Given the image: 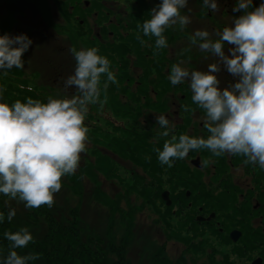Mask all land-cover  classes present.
<instances>
[{"label":"trees","instance_id":"16d2710c","mask_svg":"<svg viewBox=\"0 0 264 264\" xmlns=\"http://www.w3.org/2000/svg\"><path fill=\"white\" fill-rule=\"evenodd\" d=\"M23 1L33 5L32 10L35 8L43 13L49 25L68 33L76 49L79 42L84 43L85 49L97 48L99 54L108 59L116 75L117 83H109L107 103L103 109L98 104L89 106L84 121L88 128L86 149L82 152L75 174L62 177L60 189L61 192L67 188L73 196L76 194L79 197L87 193L83 182H90L93 199L108 207L111 214L106 232H85L78 214L79 200L74 205L69 202L65 205V211H59L55 204L56 193L52 207L26 208L21 201L23 215L14 216L9 221L10 208L7 203L19 199H11L0 193V214H3V220H0V264L11 244L4 233L16 232L22 227L30 228L33 240L26 248L14 250L20 255L39 254V259L29 261V264H133L128 255L131 229L137 212L144 209L156 214L155 222L163 223L169 231V238L186 246L174 259L167 255L165 247H156L146 258L147 264H238L230 259V254L246 258L257 254L262 258L261 264H264V169L245 164L244 156H214L207 149L199 154L191 152L192 158H200L201 166L192 165L189 171L187 156L174 158L171 167L158 160L155 148L162 150L164 140L170 139L171 135H175L178 142L179 135L187 133L185 130L189 123L198 124L196 114H205L192 102L191 89L188 91L187 86L182 84L173 86L168 79L167 69L174 61L167 57L164 48H155V37L144 36L142 27L135 24L129 28L132 33H128L127 38H124L123 31L128 28L121 25L93 29L89 15L94 3L90 0ZM14 2L0 0V35L14 36L17 33L13 32L14 19L10 7ZM98 8L100 18L106 19V8L102 3ZM51 10L58 12L63 21L55 23L56 19L52 17L54 22L51 24ZM139 19L142 22L147 20L146 12ZM165 33L170 42L175 40L170 28ZM137 34L140 39H137ZM141 40H144L143 44ZM22 60L23 69L13 67L7 70L6 75L0 70V89H3L0 102L11 105L17 99L25 102L26 97H31L46 103L48 96L62 98L76 93V89H65L64 81L57 82L55 79L49 82L44 80L38 69L28 70L25 53ZM105 79L102 76L101 99L105 95ZM187 99V111L176 104ZM174 105L179 111V122L169 118ZM106 106L125 118L122 125H115L108 118H103L101 113ZM163 114L169 116L170 125H175L169 137L160 135L164 129L156 121V117ZM106 152L129 164L123 170L125 176L119 178L118 175L115 180L110 178L111 165ZM104 160L109 164L107 169L100 167V162ZM239 164L244 165V173L249 181L245 187L232 177V166ZM108 180L115 182L119 190L113 194L107 193L102 186ZM164 190L169 192V205L161 197ZM63 194L66 196V193ZM211 212L214 218L210 222L201 224L196 221L197 214ZM116 215L120 217L125 230L119 235L111 230ZM171 218L172 224L169 221ZM232 229L241 232L236 242L230 239ZM185 232L187 235H183ZM199 238L203 239L197 241ZM219 245L228 247V251L218 249Z\"/></svg>","mask_w":264,"mask_h":264},{"label":"clouds","instance_id":"9594fccd","mask_svg":"<svg viewBox=\"0 0 264 264\" xmlns=\"http://www.w3.org/2000/svg\"><path fill=\"white\" fill-rule=\"evenodd\" d=\"M187 2L162 0L151 10L150 18L138 25L144 36L156 38V49L167 47L163 34L166 28L178 24L183 30L190 23V18L181 14ZM203 7L218 10L216 0H203ZM252 8V0H237L233 12L243 14L216 32V39L201 29L190 36L192 45L217 58L208 64L206 71H189L181 66L183 60L171 65L168 79L173 86L189 81L191 100L203 110L204 127L209 135L204 138L181 134L178 142L171 135L164 140L162 150L154 149L161 164L171 167L174 158L183 159L191 150L207 149L214 156L225 153L244 156L245 164L264 169V3L249 10ZM225 43L232 46L228 54ZM31 44L25 34L0 35V70L6 75L13 67L23 69L22 56ZM69 51L76 65L64 87H74L76 93L62 98L48 96L46 103L31 97H26L25 102L17 99L11 105L0 102V193L18 198L26 208L52 207L54 196L62 187V177L75 174L81 153L86 149L88 128L84 121L89 106L98 104L103 109L109 83H117L110 62L97 48L72 47ZM221 65L236 80L223 88L217 75ZM102 76L106 77L103 99ZM184 109L187 111L188 106ZM156 121L164 129L160 135L169 137L175 125H170L165 115H158ZM15 215L12 209L7 219L11 221ZM4 236L11 244L2 264H29L39 259V254L20 255L14 250L26 248L33 240L28 228L5 232Z\"/></svg>","mask_w":264,"mask_h":264},{"label":"rangeland","instance_id":"374dc122","mask_svg":"<svg viewBox=\"0 0 264 264\" xmlns=\"http://www.w3.org/2000/svg\"><path fill=\"white\" fill-rule=\"evenodd\" d=\"M21 1L22 0H15L13 5L10 4V7L12 6L11 11L13 13L12 17L14 19V23L12 25L13 32H17L14 36L25 34L32 40L31 46L25 52L28 62L26 68L28 70L38 69L46 81L49 80V82H53L55 79L57 82L65 81L68 76L74 73L76 65V61L72 53L69 51L70 48L74 47L72 39L68 33L61 32L58 27H52L49 25L47 22V17L43 13L38 12L35 8L32 10L33 5H29L26 4L25 1H23L24 3ZM185 9L187 10V7L181 9L182 14ZM49 17L52 21L51 24L54 22V19H56L55 23H60L63 21L60 14L58 12H53L52 10L49 12ZM52 17H54L53 20ZM13 19H11V21ZM175 44L177 45V50L175 51L173 49V54L176 55L179 52V46L181 47L182 51L184 50V42L176 41ZM80 49H85L84 43H78L77 50ZM205 61L209 62L210 58L205 57ZM186 65L187 64L185 62L181 66L186 68ZM56 73H60L61 75H57ZM218 77L221 82H223V79L226 78L225 76ZM70 90L75 91V88L73 87ZM106 110L101 113L104 119L108 118L114 124L122 125L123 121L125 120L123 116H121L119 113L115 114L107 106ZM170 111L172 112V115L168 117L171 120H175V122L181 121L180 115L178 114L179 111L175 105ZM196 117L197 118L195 120L197 122L205 119V116H203L201 113L196 114ZM186 131L187 129L185 132ZM106 153L109 155L107 158L109 164L111 165L110 178L115 180L118 175L119 178L125 176V174H123V170L126 169V167L128 168L129 164L109 152ZM225 155L227 156L229 154L225 153ZM113 162L115 163L114 167L112 166V164H114ZM109 164L106 160H104L100 162V167L107 169ZM137 171L141 172L140 169H137ZM244 171L245 169L243 164L232 166L231 170L234 181L240 183L242 187H245L246 184H249L248 178ZM89 183L86 181L83 182L86 188L84 191L86 192L87 190V193H82L79 197L76 194L73 196V193L67 188L61 192H57L55 196L56 208L59 211H65L67 209L65 205L69 204V202L70 204L74 205L79 200L80 205L78 207V214L85 232L94 233L96 231L103 233L104 231L106 232L107 228L109 227V216L111 212L108 207L96 202L93 199L91 193L93 186L91 183ZM102 187L109 194H113L115 191L119 190V186L110 180H108V182L105 181ZM63 193H66V196H64ZM68 197L70 198V201H67ZM122 205H124V203H122ZM7 206L10 208V210L15 209L16 217L20 216L21 214L23 215L24 207L21 201H9ZM156 217V214L151 213L148 209L138 211L135 216L131 229V241L128 248V255L133 264L136 262L147 264L146 258L150 256L156 247H165L166 253L171 259L177 257L183 248L186 247L182 242L173 238H169L167 233L169 232L167 231L168 229L164 227L162 222H155L154 219ZM169 221L172 224L173 218L169 219ZM28 230L30 231V228H28ZM111 230H113L118 235L125 232V230L123 231V225L118 215H116L113 223L111 224ZM203 230L204 229L202 228L201 231ZM183 235H187V232L183 233ZM201 239L203 238H199L197 241ZM227 248L228 247L226 246L219 245L218 249L227 252ZM257 258L261 260V264L262 258L257 254L253 255L251 258L230 254V259L235 260L238 264H251Z\"/></svg>","mask_w":264,"mask_h":264},{"label":"flooded vegetation","instance_id":"af4514ba","mask_svg":"<svg viewBox=\"0 0 264 264\" xmlns=\"http://www.w3.org/2000/svg\"><path fill=\"white\" fill-rule=\"evenodd\" d=\"M94 3V8L90 11L89 20L90 25L93 29L100 27H112V26H124L128 29L123 31L124 38H127L128 33H132L129 29L134 24L142 26L143 22L139 19L145 12L150 18L151 10L154 7H157L162 0H90ZM218 4L217 11H211L203 7V0H188L187 10L185 9L182 15H186L190 18V23L183 29L180 30L179 25H174L169 27L171 30V35L175 38L173 42H170L169 37L164 31V36L167 39L166 55L168 58L173 60V64L185 60L186 68L191 70H201L206 71L207 66L210 63L216 62L217 58L209 52H203L199 49L198 45H192L190 43V36L197 30H207L210 33L212 39H216V32L222 31L225 26H230L234 18L242 15L243 12H233V8L237 4V0H216ZM102 3L106 14V19L100 18L99 14V4ZM261 3H264V0H252L253 10L255 7H258ZM121 19V21H118ZM89 25V26H90ZM134 27V26H133ZM141 28V27H140ZM168 29V28H166ZM165 29V30H166ZM129 37V36H128ZM156 39V38H155ZM144 41V40H143ZM176 41L184 42V50L182 51L181 47H178L179 52L175 55L173 51L176 49ZM232 47L225 43V53L228 54V49ZM174 49V50H173ZM206 58H210V61H205ZM166 70V69H165ZM170 68L167 69V75L169 76ZM218 76H225L223 82L220 81L221 87L227 86L229 83H235V78L227 72L225 68L221 65V71L217 74ZM219 79V77H218ZM184 87L187 86V90H190L189 81H184L181 83ZM183 98V96H182ZM179 106L185 105L189 106L188 99L185 102H177ZM205 116V115H204ZM203 127V128H201ZM201 128V129H200ZM197 129V131H194ZM187 135L195 137H204L207 138L209 133L204 127V120L197 123H189L187 126ZM205 149L191 150L187 155V171L191 169V166L194 165L190 156L191 152L201 153ZM199 152V153H198ZM196 166V165H194ZM200 167V166H196ZM210 213H199L196 215V221L198 223L210 222L211 219H207Z\"/></svg>","mask_w":264,"mask_h":264},{"label":"water","instance_id":"95a60500","mask_svg":"<svg viewBox=\"0 0 264 264\" xmlns=\"http://www.w3.org/2000/svg\"><path fill=\"white\" fill-rule=\"evenodd\" d=\"M195 165H199L200 166V163H199V158H195L193 161H192ZM161 197L162 199L166 202L167 205L170 204V200H169V197H168V191H163L161 193ZM212 216H214V213H211L210 216L207 217V219H210ZM230 235V238L233 240V241H237L238 238L240 237L241 235V232L237 229H233L230 231L229 233ZM260 259L257 258L255 259L251 264H260Z\"/></svg>","mask_w":264,"mask_h":264}]
</instances>
